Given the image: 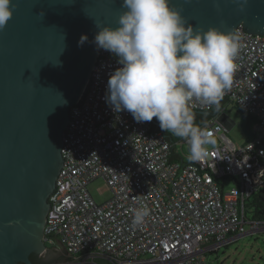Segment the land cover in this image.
Wrapping results in <instances>:
<instances>
[{"label": "built area", "instance_id": "built-area-1", "mask_svg": "<svg viewBox=\"0 0 264 264\" xmlns=\"http://www.w3.org/2000/svg\"><path fill=\"white\" fill-rule=\"evenodd\" d=\"M240 51L233 85L225 92L233 103L253 117V138L236 146L225 135L230 126L223 106L200 128L218 138L201 162L171 147L160 132H149L123 111L106 103L111 74L122 67L118 58L97 48L84 89L69 109L62 135V165L48 196L43 242L65 248L66 260L50 264H206L237 238L264 232V219L248 217L246 205L264 190V35L247 33L241 25ZM190 110L213 111L197 100ZM198 166V173L197 172ZM103 179L111 197L97 203L87 186ZM227 180L233 186L225 190ZM147 206L143 226L132 224L134 209ZM61 243H59L58 241Z\"/></svg>", "mask_w": 264, "mask_h": 264}, {"label": "water", "instance_id": "water-1", "mask_svg": "<svg viewBox=\"0 0 264 264\" xmlns=\"http://www.w3.org/2000/svg\"><path fill=\"white\" fill-rule=\"evenodd\" d=\"M122 3L13 0V16L0 29V264H32L33 252L47 260L67 255L64 247L46 249L42 239L48 196L62 165L69 109L98 53L95 21L117 27ZM170 5L198 29L227 33L241 25L247 33L264 35V0H248L244 13L234 0H219L220 12L213 0H170ZM85 34L88 40L81 45ZM148 123L159 126L156 118ZM186 164L192 165L180 158V167Z\"/></svg>", "mask_w": 264, "mask_h": 264}, {"label": "clouds", "instance_id": "clouds-1", "mask_svg": "<svg viewBox=\"0 0 264 264\" xmlns=\"http://www.w3.org/2000/svg\"><path fill=\"white\" fill-rule=\"evenodd\" d=\"M234 2L241 13L246 11L248 0ZM213 3L220 12L219 0ZM15 7L13 0H0V29ZM122 9L115 28L95 21L97 48L114 54L122 65L109 77L106 103L138 123L156 118L162 130L186 140L190 161L205 160L214 134L196 125L189 103L219 107L233 85L240 36L193 27L170 0H123ZM87 40L82 35L79 43ZM149 215L147 206L135 208L133 226H143Z\"/></svg>", "mask_w": 264, "mask_h": 264}, {"label": "rangeland", "instance_id": "rangeland-1", "mask_svg": "<svg viewBox=\"0 0 264 264\" xmlns=\"http://www.w3.org/2000/svg\"><path fill=\"white\" fill-rule=\"evenodd\" d=\"M220 114H223L230 123L225 133L226 137L236 146L243 144L245 133L241 126L242 112L233 103L227 101L224 103V110L219 111L218 115ZM214 140L215 143L208 145V148L218 144L216 136ZM176 150L180 153L189 154V149L185 145H177ZM232 186V180H227L225 190ZM87 188L97 203H103L111 197V191L107 183L101 178L91 181ZM247 216H252V209H249ZM44 245L46 249L49 248L52 252L62 249L58 243L51 245L45 242ZM59 255H62V253L60 252L56 256ZM206 264H264V232L243 235L227 246L220 247L217 252L208 253Z\"/></svg>", "mask_w": 264, "mask_h": 264}, {"label": "trees", "instance_id": "trees-1", "mask_svg": "<svg viewBox=\"0 0 264 264\" xmlns=\"http://www.w3.org/2000/svg\"><path fill=\"white\" fill-rule=\"evenodd\" d=\"M224 102H226V100L223 99L219 107L214 105L213 111L210 113H203V112H197V111L191 110L195 115L196 125L200 126L201 124H203L213 113H216L218 108L220 109L223 106L222 104ZM236 108L240 110L238 107ZM241 112H242L241 126L243 129V132L245 133V142H247L253 138V134L251 132V125L254 119L252 116L244 113L243 111ZM150 128L152 131L162 132L163 135L166 137V139L173 144L180 139V137H176L170 132L162 130L160 126L152 125ZM171 154H172V159L180 158V155L174 145L171 147ZM249 209H252V216H251L252 218L264 219V190L261 189L260 191H258L256 194H254L251 197V199L248 201L246 205V213H248ZM29 259L32 262V264H43V263H50V262H61V261L66 260V257H65V254H62L54 259L47 260V259H44L43 257H39L34 254H31L29 256Z\"/></svg>", "mask_w": 264, "mask_h": 264}, {"label": "flooded vegetation", "instance_id": "flooded-vegetation-1", "mask_svg": "<svg viewBox=\"0 0 264 264\" xmlns=\"http://www.w3.org/2000/svg\"><path fill=\"white\" fill-rule=\"evenodd\" d=\"M32 254H34V255H36V256H38L35 252H33ZM31 255V254H30Z\"/></svg>", "mask_w": 264, "mask_h": 264}, {"label": "crops", "instance_id": "crops-1", "mask_svg": "<svg viewBox=\"0 0 264 264\" xmlns=\"http://www.w3.org/2000/svg\"><path fill=\"white\" fill-rule=\"evenodd\" d=\"M217 111H219V109L217 110ZM157 123L159 124V122L157 121ZM150 124V123H149ZM151 127V126H150Z\"/></svg>", "mask_w": 264, "mask_h": 264}]
</instances>
